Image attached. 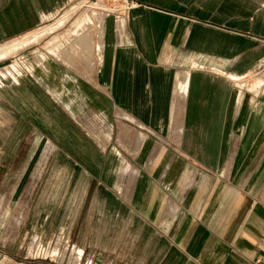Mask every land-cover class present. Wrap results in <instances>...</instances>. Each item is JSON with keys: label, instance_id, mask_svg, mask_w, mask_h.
<instances>
[{"label": "crops", "instance_id": "0c3cea01", "mask_svg": "<svg viewBox=\"0 0 264 264\" xmlns=\"http://www.w3.org/2000/svg\"><path fill=\"white\" fill-rule=\"evenodd\" d=\"M72 1L0 0V45ZM124 1L103 14L100 43L49 51L48 75L0 90H23L16 106L33 123L59 112L90 131V116L101 119L108 142L83 132L87 152L65 162L99 161L113 253L133 264H264V0Z\"/></svg>", "mask_w": 264, "mask_h": 264}, {"label": "rangeland", "instance_id": "374dc122", "mask_svg": "<svg viewBox=\"0 0 264 264\" xmlns=\"http://www.w3.org/2000/svg\"><path fill=\"white\" fill-rule=\"evenodd\" d=\"M122 5L127 2L73 0L56 20L1 44L0 80L5 76L11 83L19 75H48L54 53L68 57L87 45L94 47L100 43L103 14ZM83 25L87 29L80 35ZM54 43L61 50H54ZM22 91L0 90V264H133L124 256L127 253L111 251L112 215L103 210L106 196L95 177L99 161L90 155L87 159L92 161L84 164L65 162L69 151L76 157L87 152L85 144L79 145L83 132L93 143L108 142V132L98 126L100 118L90 116V131H83L82 125L70 127L59 112L55 123H33L30 110L16 106ZM18 114L26 120H18ZM107 123L109 129L111 122ZM74 134L76 145L65 148L64 140Z\"/></svg>", "mask_w": 264, "mask_h": 264}, {"label": "bare ground", "instance_id": "6f19581e", "mask_svg": "<svg viewBox=\"0 0 264 264\" xmlns=\"http://www.w3.org/2000/svg\"><path fill=\"white\" fill-rule=\"evenodd\" d=\"M92 21H90L89 20V22L87 23L88 24V26H89V24L91 23ZM84 26V25H83ZM86 27H87V25H86ZM85 26L83 27V28H81V31H80V35H82L83 34V32H86V28ZM80 37V36H79ZM101 47V45L99 44L98 45V49ZM178 87H179V89H178V91H185V87H184V84L182 85V83L180 84V82L178 83ZM184 91H183V93H184ZM187 92V91H186ZM180 93H182V92H180Z\"/></svg>", "mask_w": 264, "mask_h": 264}, {"label": "built area", "instance_id": "2783aa9c", "mask_svg": "<svg viewBox=\"0 0 264 264\" xmlns=\"http://www.w3.org/2000/svg\"><path fill=\"white\" fill-rule=\"evenodd\" d=\"M19 77H20V75H19ZM7 79L8 78H6L5 76H4V78H2V80H0V85H4L5 84V82L7 81Z\"/></svg>", "mask_w": 264, "mask_h": 264}]
</instances>
